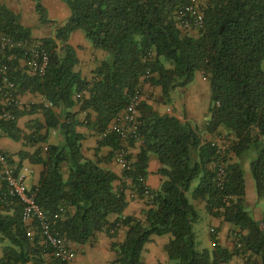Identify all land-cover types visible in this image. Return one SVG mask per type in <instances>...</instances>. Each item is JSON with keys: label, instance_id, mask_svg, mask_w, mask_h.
<instances>
[{"label": "trees", "instance_id": "obj_1", "mask_svg": "<svg viewBox=\"0 0 264 264\" xmlns=\"http://www.w3.org/2000/svg\"><path fill=\"white\" fill-rule=\"evenodd\" d=\"M33 1L41 22H50L43 0ZM62 1L70 16L51 37L42 39L50 57L45 74L25 71L20 56L10 63L18 94L38 93L53 103V107L40 106L45 124L35 123L32 135L19 127L18 118L36 112L34 106L16 108L14 119L0 120V127L13 140L47 144L44 150L40 147L28 155L43 165L39 183L32 188L40 207L77 245L92 242L102 231L114 238L115 231L125 227L123 242L111 245L117 255L114 263L145 264L143 251L151 237L170 234L166 251L175 264H229L235 254L245 255V264H264V211L262 220H257L247 207L243 163L250 158L256 195L264 201V0H207L205 24L196 34L177 24L176 13L187 0ZM0 29L19 40L32 38V29L4 5ZM76 30L94 48L107 53L91 81L77 70L80 61L69 43ZM147 71L153 74L150 84L161 88L167 103H173L176 90L187 88L202 72L210 83L212 104L210 118L200 128L142 102L138 138L130 141L141 140L142 147L124 177L132 180L134 191L142 197L141 178L148 174L150 155L156 154L163 178L151 201L146 200L144 218H137L124 216L128 200L125 188L115 187L119 176L102 167L100 157L94 160L84 155L85 136L78 131L83 123L73 108L80 103L81 110L95 112L96 118L87 124L102 135L125 109ZM52 130L61 132L62 143L49 142ZM203 131L213 137L225 134L231 141L222 186L216 182V149ZM99 145L116 150L119 140L110 133ZM233 157L236 160L230 161ZM194 181L198 184L191 202L187 192ZM4 191L1 185L0 194ZM199 204L212 217L239 229L232 250L220 244L216 228L215 233L210 231L212 248L198 249L194 224L199 220ZM0 264L67 263L45 249L38 236L28 237L22 206L14 200L0 201Z\"/></svg>", "mask_w": 264, "mask_h": 264}, {"label": "crops", "instance_id": "obj_2", "mask_svg": "<svg viewBox=\"0 0 264 264\" xmlns=\"http://www.w3.org/2000/svg\"><path fill=\"white\" fill-rule=\"evenodd\" d=\"M0 3L2 6L4 5L18 14L20 16L21 24L32 29V38L41 41L44 38L51 37L54 34L55 29L58 26L64 25L70 16V10L62 0L42 1L48 12L49 19L51 20L46 23L41 22L40 15L37 12L36 3L33 0H0ZM188 32L190 34L197 33L196 30ZM69 43L76 48L77 56L80 61L77 66V70L82 73L83 77L91 81L99 64L107 58V53L102 49L94 48L81 30H76L71 33ZM19 62L22 68L23 61L20 60ZM197 74L198 77L196 80L187 87L186 98L183 97L180 99L179 97H172L174 99L173 103L175 105H179V108L174 106L176 108V110L174 109V112L162 110L163 108L161 106L166 101L163 98L161 88L152 86L149 81L142 79V89H151L157 95L158 103L151 100L152 98L149 95L143 97L144 101L152 105L162 114L175 115L182 121L195 123L198 124L200 128H203L210 118L209 111L212 104L211 88L209 81L203 73L198 72ZM87 94L88 92L84 93V95ZM19 96L21 101L19 110H28L31 106L37 108L36 112L32 114H25L18 118V125L23 130V133L26 135H32L36 129L33 127L35 123L45 124V117L40 109V106L44 105L46 101L42 95L38 93H31L29 91L20 93ZM185 100H187L190 105H194V102L200 101L202 104L201 110L192 109V111H189L187 101ZM170 105H172V103ZM183 105L185 106V109L183 108ZM174 107L173 105L171 106L172 109ZM73 111L77 114L78 119L83 123L78 127V131L83 133L85 136L82 140V151L84 155L87 158L94 160L97 159V157H100L102 159L101 166L113 171L119 176V180L115 182L116 189L125 188L128 205L124 211V216L144 218V212L147 209L146 200L140 196H133L134 189L132 180L128 177H124L125 170L116 160V150L108 145H99V142L103 137L97 134L95 130L87 124L88 119L94 120L96 118V113L93 111L81 110L80 103L75 105ZM45 132L46 129L43 128L42 133ZM202 134L208 141L213 138V135L207 133L206 131H203ZM48 140L50 143L60 144L63 141V136L59 130H52L49 133ZM46 146L47 144L44 142L35 143L25 139L15 141L0 127V149L11 157L12 162L15 166H17V170H22L24 167H30L32 169V172L26 179V183L30 189L38 185L43 171V165L32 162L28 155H33L40 147L44 150ZM141 147V140H136L129 145L130 159L133 163L137 161V155L140 152ZM161 166L162 164L157 155L151 154L149 158L148 174L145 179L147 185L152 191H157L161 185L163 177L158 172ZM248 166V164H245L244 168H248ZM244 171L247 207H251L249 209L252 213H254L253 215L255 219L262 220L264 208L260 205V201L257 198L254 179H252L253 177L249 175L248 177L251 180L248 182V178H246V170ZM256 203L257 205H255ZM200 205L201 204H199L198 207ZM209 216L214 220L212 221L211 228H216L218 232L217 238L220 244L227 247L229 250H232V248L228 246L225 241L227 239L226 231L234 227L226 222H223L222 219L212 217L211 215ZM233 230L239 231V229ZM112 232H114V230H112ZM115 233L116 236L112 238L108 236L105 231H102L97 233L92 242L80 245L71 243L76 251L74 264H118L114 263L117 255L111 245L113 242H123L126 236V228L122 226L118 228ZM170 240V234L162 236L153 235L149 242L145 245V249L143 251V260L145 264H170L169 256L166 251V245ZM210 240L212 241L211 233ZM229 264H243V259L240 255L235 254Z\"/></svg>", "mask_w": 264, "mask_h": 264}, {"label": "built area", "instance_id": "obj_3", "mask_svg": "<svg viewBox=\"0 0 264 264\" xmlns=\"http://www.w3.org/2000/svg\"><path fill=\"white\" fill-rule=\"evenodd\" d=\"M204 7L205 4L201 0H187L176 13L178 27L186 32L203 29ZM17 56L23 61L24 70L39 76L45 74L50 60L48 50L41 40L34 38L19 40L0 29V120L14 119V109L21 105L16 84L10 75V63ZM149 57L153 58V54L150 53ZM152 75L147 71L142 79L149 81ZM78 97H81V94H78ZM143 97V89L140 86L130 97L125 109L101 135L102 137L110 133L117 135L119 145L116 149V160L125 171L133 166L129 145L133 138H138L139 109L144 101ZM45 105L54 106L51 102H45ZM210 141L217 154L216 182L218 186H222L227 175V157L231 141L222 133L215 134ZM31 172L30 167L17 170L11 157L0 149V184L5 186V191L0 194V201L17 200L22 206V219L27 225L28 237L34 239L38 236L41 245L50 250L55 258L67 264H74L76 251L71 242L58 230L55 221L40 207L36 201L35 190L30 189L26 183ZM141 181L144 191L142 197L150 202L153 191L147 185L145 178H141ZM133 196H139L137 191H134ZM211 232L215 233V229L212 228ZM240 246L238 244V247Z\"/></svg>", "mask_w": 264, "mask_h": 264}, {"label": "rangeland", "instance_id": "obj_4", "mask_svg": "<svg viewBox=\"0 0 264 264\" xmlns=\"http://www.w3.org/2000/svg\"><path fill=\"white\" fill-rule=\"evenodd\" d=\"M204 4H206V0H201ZM191 32V31H190ZM198 77V74H196V78ZM196 80V79H195ZM143 93H144V96H150L152 99L151 100H154L155 103H158L157 102V95L151 90V89H146L144 90L143 89ZM186 93H187V88L185 89H177L176 90V93L173 94V97H179L180 99L181 98H186ZM201 97V96H200ZM179 99V100H180ZM187 101V100H185ZM171 103H163L162 104V110L164 111H172L174 112V109L176 110V108L174 106H177L179 108V105H175L174 103H172L173 105V109L171 108L172 105H170ZM187 104H188V109L189 111H192V109H200L201 110V103L200 101H196L194 102V105H190L187 101ZM200 104V105H199ZM183 108L185 109V106L183 105ZM230 157V156H229ZM232 160H236L235 157L233 158H230V161ZM244 165L245 164H248V168H244V170H246V178L247 181L249 182L251 179L248 177L249 175L252 176V173H251V169H250V158L247 157L244 161H243ZM253 179V178H252ZM198 182L197 181H194L193 184H192V187H191V190L189 192H187V197L189 198V200L191 202H193V190L194 188L197 186ZM257 205V203L255 204ZM260 205L263 206L264 208V201H260ZM251 208V207H249ZM248 208V209H249ZM250 210V209H249ZM198 213H199V220L194 224V231L197 235V240H198V249L199 250H202L204 248H212L213 246V243L212 241L210 240V231H211V224H212V221H214L212 218H210L209 216V213L207 212L206 210V207L204 204H201L199 207H198ZM254 214V213H253ZM234 228H231L230 230L226 231V243L228 246H230L232 249L234 248V243H235V230H233ZM242 257V255H240ZM243 259V264H245V261H246V257H242ZM170 264H175L173 261H170Z\"/></svg>", "mask_w": 264, "mask_h": 264}]
</instances>
